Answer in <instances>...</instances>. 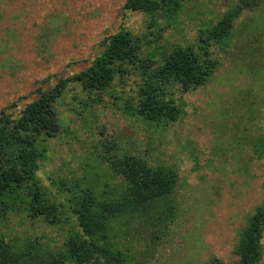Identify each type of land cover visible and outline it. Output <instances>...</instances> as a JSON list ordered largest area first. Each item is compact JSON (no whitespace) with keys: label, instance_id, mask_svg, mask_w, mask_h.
I'll use <instances>...</instances> for the list:
<instances>
[{"label":"rangeland","instance_id":"obj_1","mask_svg":"<svg viewBox=\"0 0 264 264\" xmlns=\"http://www.w3.org/2000/svg\"><path fill=\"white\" fill-rule=\"evenodd\" d=\"M124 2L0 0V112L17 118L40 92L66 80L53 102L59 130L42 138L37 170L55 218L12 212L0 220V236L17 252L47 259L80 231L74 197L116 198L124 184L110 162L133 155L174 170L176 183L152 215L109 223V246L125 264L233 262L247 217L264 206V0H181L171 16L125 9ZM233 10L229 34L215 38L213 27ZM121 30L137 40L135 60L100 91L72 81ZM178 46L211 59L212 75L188 89L164 86L181 109L176 120L135 115L139 87ZM261 241L257 264H264V230Z\"/></svg>","mask_w":264,"mask_h":264},{"label":"trees","instance_id":"obj_2","mask_svg":"<svg viewBox=\"0 0 264 264\" xmlns=\"http://www.w3.org/2000/svg\"><path fill=\"white\" fill-rule=\"evenodd\" d=\"M181 0H125L124 8L153 14L161 10L173 15ZM235 10L226 13L213 27L214 37L222 39L229 34ZM138 44L128 31L121 30L103 40V49L85 69L72 76L83 88L93 91L108 86L113 77L123 72L124 63L136 58ZM214 62L202 57L192 47H175L154 66L149 80L138 89L135 115L166 124L176 120L180 107L166 98L165 85L170 81L183 89L204 84L214 71ZM66 80L40 92L23 108L17 118L0 112V220L10 213L25 211L30 216L55 218L57 206L51 202L37 176L38 164L43 157L42 138L54 136L59 130L54 100L61 95ZM111 169L121 176L123 190L116 198H98L84 191L74 197L72 212L79 232L70 235L63 248L51 251L43 259L32 250L17 252L15 244L0 236V264H125L123 254L109 246V223L133 213L150 216L167 198L176 183L175 171L152 167L145 160L125 155L110 162ZM125 218V217H124ZM264 206L256 207L246 219L234 252L237 259L224 262L212 259L209 264H257L263 255ZM35 250V246H33Z\"/></svg>","mask_w":264,"mask_h":264}]
</instances>
